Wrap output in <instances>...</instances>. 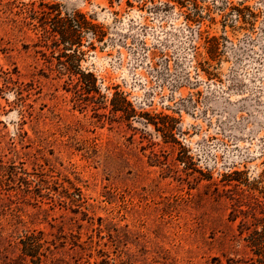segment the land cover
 <instances>
[{
    "label": "rangeland",
    "instance_id": "374dc122",
    "mask_svg": "<svg viewBox=\"0 0 264 264\" xmlns=\"http://www.w3.org/2000/svg\"><path fill=\"white\" fill-rule=\"evenodd\" d=\"M0 264H264V0H0Z\"/></svg>",
    "mask_w": 264,
    "mask_h": 264
},
{
    "label": "trees",
    "instance_id": "16d2710c",
    "mask_svg": "<svg viewBox=\"0 0 264 264\" xmlns=\"http://www.w3.org/2000/svg\"><path fill=\"white\" fill-rule=\"evenodd\" d=\"M38 248L39 246H34V245H26V246H24V249H23V254H24V256H26V257H30V258H36V261H35V263L37 262V263H40V258H39V254H38V256H37V254L35 255V252H34V249L35 248ZM33 261V260H32Z\"/></svg>",
    "mask_w": 264,
    "mask_h": 264
}]
</instances>
